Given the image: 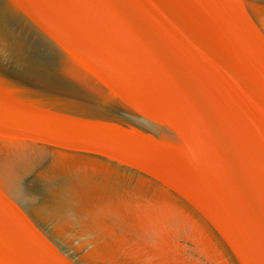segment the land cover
I'll return each instance as SVG.
<instances>
[{"label": "water", "instance_id": "95a60500", "mask_svg": "<svg viewBox=\"0 0 264 264\" xmlns=\"http://www.w3.org/2000/svg\"><path fill=\"white\" fill-rule=\"evenodd\" d=\"M0 264H264V0H0Z\"/></svg>", "mask_w": 264, "mask_h": 264}, {"label": "bare ground", "instance_id": "6f19581e", "mask_svg": "<svg viewBox=\"0 0 264 264\" xmlns=\"http://www.w3.org/2000/svg\"><path fill=\"white\" fill-rule=\"evenodd\" d=\"M145 223H146L145 221L141 220L139 223H128V224L123 225L124 228L122 229V232L127 233V235L124 236V240L122 242L125 245L127 244L128 247L131 249L133 246L132 243H134V241L136 242L138 239L139 244L145 248L143 250V252L145 250H152V249L158 251L162 255H159L160 258H159V260L157 259V262L164 263L165 262V253L161 250V249H163L162 245L164 243L163 242L164 239H162V238H150V239L147 238L149 233H143V230H141L142 228L145 229V227H147V224H145ZM156 224H158V223H156ZM114 225L120 226V225H118V222L115 223ZM120 227H122V226H120ZM128 228H136L138 231L137 232L129 231V230H127ZM122 232L120 234H122ZM133 239H136V240H133ZM204 256H205V259L210 260L208 255L204 254Z\"/></svg>", "mask_w": 264, "mask_h": 264}, {"label": "rangeland", "instance_id": "374dc122", "mask_svg": "<svg viewBox=\"0 0 264 264\" xmlns=\"http://www.w3.org/2000/svg\"><path fill=\"white\" fill-rule=\"evenodd\" d=\"M181 245H186L185 248L187 250L188 255L192 256L194 258H199V255L195 252L193 245H191L188 242H180Z\"/></svg>", "mask_w": 264, "mask_h": 264}]
</instances>
